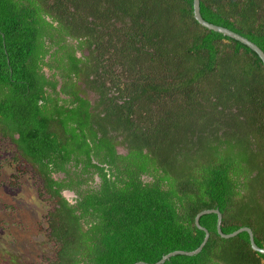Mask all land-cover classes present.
Wrapping results in <instances>:
<instances>
[{"label": "trees", "instance_id": "16d2710c", "mask_svg": "<svg viewBox=\"0 0 264 264\" xmlns=\"http://www.w3.org/2000/svg\"><path fill=\"white\" fill-rule=\"evenodd\" d=\"M199 3L264 52V0ZM0 137L53 201L48 264L194 251L210 209L264 249V65L193 0H0ZM199 223L202 250L162 264H264L246 232Z\"/></svg>", "mask_w": 264, "mask_h": 264}, {"label": "rangeland", "instance_id": "374dc122", "mask_svg": "<svg viewBox=\"0 0 264 264\" xmlns=\"http://www.w3.org/2000/svg\"><path fill=\"white\" fill-rule=\"evenodd\" d=\"M77 56L87 55L78 50ZM84 96L94 103L97 95ZM118 153L124 147L117 145ZM97 178H95V183ZM34 168L16 155L14 145L0 137V264H48L55 259V246L48 238L46 215L53 201L42 191ZM72 202L75 193L64 191Z\"/></svg>", "mask_w": 264, "mask_h": 264}, {"label": "water", "instance_id": "95a60500", "mask_svg": "<svg viewBox=\"0 0 264 264\" xmlns=\"http://www.w3.org/2000/svg\"><path fill=\"white\" fill-rule=\"evenodd\" d=\"M199 0H193V17L195 18V20L203 27L212 30L214 32H218L223 34L224 36L233 38L237 41H239L240 43H242L243 45L247 46L249 49H251L253 52H255L257 54V56L259 57V59L262 61L263 65H264V52L253 42H251L250 40H248L245 37H242L241 35L226 29L224 27L221 26H217L211 23L206 22L200 14V5H199ZM209 213H214L217 215V225H216V229L218 234L225 239H229V238H233L243 232H246L248 234V238H249V242H250V246L251 248L261 254H264V249L258 247L255 242H254V235L252 230L249 227H242L236 231H234L233 233L230 234H224L221 230V220H222V215L220 213V211L218 209H210V210H204L201 211L200 213H198L195 217V224L197 226L198 229L202 230L205 233L204 239L202 241V243L200 244V246L195 249L194 251H190V252H186V251H173L165 256H163L158 262L154 263V264H162L165 260L169 259L172 256L175 255H186V256H193L197 253H199L202 248L204 247V245L206 244V242L208 241L209 238V232L200 225L199 223V219L201 216L205 215V214H209ZM135 264H147L144 262H137Z\"/></svg>", "mask_w": 264, "mask_h": 264}, {"label": "bare ground", "instance_id": "6f19581e", "mask_svg": "<svg viewBox=\"0 0 264 264\" xmlns=\"http://www.w3.org/2000/svg\"><path fill=\"white\" fill-rule=\"evenodd\" d=\"M219 158V157H218ZM230 159V158H229ZM224 160V159H223ZM232 162V161H231ZM228 163V162H227ZM239 164V163H238ZM136 170V169H135ZM149 171V170H148ZM141 173V172H140ZM135 174H137V173H135ZM229 178V177H228ZM228 180V179H227ZM204 188V187H203ZM208 192V191H207ZM203 193V192H202Z\"/></svg>", "mask_w": 264, "mask_h": 264}]
</instances>
